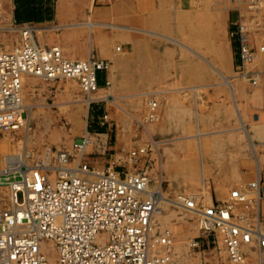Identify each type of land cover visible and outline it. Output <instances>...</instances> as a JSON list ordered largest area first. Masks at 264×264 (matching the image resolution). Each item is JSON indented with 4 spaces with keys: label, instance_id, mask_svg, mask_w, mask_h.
Masks as SVG:
<instances>
[{
    "label": "built area",
    "instance_id": "built-area-1",
    "mask_svg": "<svg viewBox=\"0 0 264 264\" xmlns=\"http://www.w3.org/2000/svg\"><path fill=\"white\" fill-rule=\"evenodd\" d=\"M32 28H21L20 43L14 50H0L2 133L14 132L23 125L28 110L24 98L28 78L45 82L76 80L91 102L102 100L92 96L101 90L99 74L106 72L108 77L109 63L92 58L68 59L59 47L42 46ZM237 34L242 65L257 61L264 47L259 52L250 47L241 16ZM110 86L107 78L105 88ZM149 105L154 110L158 107L155 101ZM145 119L153 122L158 116L149 110ZM86 142L75 146L78 152L85 149ZM146 156L147 148L132 151L134 169L126 173L117 172L113 162L102 170L83 163L75 169H62L57 162L60 166L53 181L49 170L6 159L5 168L0 170V185L10 188L11 208L6 211L0 198V264H50L42 251L44 241L54 243L57 264H170L172 234L158 231L154 222L158 202L163 199L197 215L203 237H213L212 243L231 262L248 264L255 258L256 264H264L261 174L255 182L233 189L227 201L206 207L198 196L184 191L167 199L162 187L151 190L150 174L135 168Z\"/></svg>",
    "mask_w": 264,
    "mask_h": 264
},
{
    "label": "rangeland",
    "instance_id": "rangeland-1",
    "mask_svg": "<svg viewBox=\"0 0 264 264\" xmlns=\"http://www.w3.org/2000/svg\"><path fill=\"white\" fill-rule=\"evenodd\" d=\"M205 1L210 2L217 12L236 11L250 38L264 32V0ZM188 22L180 18L179 32L166 34L161 41L163 54L160 58H150L148 71L137 79L138 82L128 71L127 49L116 46L123 61L120 66L108 62L107 74L111 86L92 96L102 100L91 102L76 80L45 82L33 79L25 101L28 110L23 116L25 122L22 127L14 132H0V170L5 168V156L19 153L25 156L18 165L42 166L49 170L48 166L57 170L60 165L55 161V153L63 151L70 156L68 168L75 169L83 163L102 170L113 162L117 172L126 173L134 169L130 153L147 148L148 156L142 158L135 168L150 174L152 190L162 187L167 199L185 191L188 195L198 196L206 207L211 206L210 180L211 173L214 176L216 170L210 169V158L215 154L211 152L213 144L208 137L210 120L208 101L204 98L207 90L194 93L177 86L182 81L208 79L204 70L214 67L218 70L221 57L219 50L217 57L202 55L197 58L200 67L193 71V66L188 63L194 58L189 51L193 46L185 36L189 34L186 30ZM204 25L202 20L201 49L207 46L203 43L205 34L221 35L219 20H211L208 28ZM32 30L36 40L41 42L39 29L33 27ZM20 39L21 27L11 22L10 0H0V50H14ZM177 52L181 54L179 57L175 55ZM257 61L246 64V67ZM245 79L249 81L251 78L245 76ZM136 84L147 86L138 88ZM153 101L158 103L155 110L149 105ZM149 110L156 113L158 120L150 122L145 119ZM100 123L104 125L101 127ZM98 128H103L106 133L95 132ZM85 140L91 143L78 152L75 146ZM50 175L55 178L54 173ZM250 183L229 186L227 198L221 201H227L233 189ZM9 194L10 188L0 185V196L8 197ZM19 201H22V195H19ZM239 210L244 208L240 206ZM197 220V215L170 202L163 203L155 214L157 230H169L172 234L170 264H235L224 252L218 251L212 243L213 237H203ZM44 242L53 246L50 241ZM195 242L198 243L196 247ZM55 255L52 257L54 262ZM248 264H256L255 258Z\"/></svg>",
    "mask_w": 264,
    "mask_h": 264
},
{
    "label": "crops",
    "instance_id": "crops-1",
    "mask_svg": "<svg viewBox=\"0 0 264 264\" xmlns=\"http://www.w3.org/2000/svg\"><path fill=\"white\" fill-rule=\"evenodd\" d=\"M10 18L16 27L39 29L42 46L59 47L74 61L92 58L120 66L123 59L116 46L121 45L127 49L128 71L136 82L147 73L150 58L163 54L161 41L166 34L179 32L180 18L189 20L190 35L185 36L193 46L189 51L194 58L188 60L193 71L200 67L197 58L202 55L217 57L219 50L221 57L218 70H204L208 79L182 81L177 86L194 93L207 90L208 137L215 154L210 169L216 170L210 180L212 202L227 198L229 186L250 183L259 174L264 178V52L259 53L257 63L242 65L236 11L217 12L205 0H10ZM202 20L205 28L211 20H219L221 29L219 37L214 32L204 35V49L200 48ZM249 45L259 52L264 32L251 37ZM107 78L106 72L99 74L101 90L107 89ZM33 79H26L25 101ZM95 132L106 133L103 128Z\"/></svg>",
    "mask_w": 264,
    "mask_h": 264
},
{
    "label": "bare ground",
    "instance_id": "bare-ground-1",
    "mask_svg": "<svg viewBox=\"0 0 264 264\" xmlns=\"http://www.w3.org/2000/svg\"><path fill=\"white\" fill-rule=\"evenodd\" d=\"M4 1H7V0H4ZM22 122L24 123L25 122V120H23V118H22ZM7 133V132H6ZM123 137V136H122ZM124 140V139H123ZM86 143H91V141L90 140H88ZM67 152H63V151H58L57 153H55V158H57L56 159V162H60L61 164H62V169H70V168H68L67 167V165L70 163V160H69V157H68V155L66 154ZM24 154H20L19 153V155H11V156H5V159L4 160H6V159H10V160H14V159H18L19 160V162H22V161H24V156H23ZM27 156V155H26ZM37 168H42V166H37ZM46 168H49V172H50V174H52V173H54L55 174V178H56V175H57V171L56 170H54V169H52L53 167H48V166H46ZM50 178H51V175H50ZM54 178V179H55ZM54 179H52L51 178V180L53 181ZM152 190V189H151ZM0 198H2L3 199V201H4V204H5V207L7 208V209H5L6 211H9L10 210V208H11V203L10 202H8V200L10 201V194H9V196L7 197V196H0ZM9 198V199H8ZM6 200V201H5ZM168 200H166V199H163V200H161V201H159L158 202V206H157V210H156V213H158L159 211H160V206H162V204L163 203H167L168 204ZM0 205H2L1 204V202H0ZM3 206V205H2ZM52 244H53V246H51L50 244H47V243H42V251L46 254V256H47V258H50L51 260H52V262H53V264H57V252H56V249H55V246H54V243L52 242V241H50ZM55 252V253H54ZM53 254L56 256V258H55V262H54V258H52L53 257ZM49 260V259H48Z\"/></svg>",
    "mask_w": 264,
    "mask_h": 264
}]
</instances>
